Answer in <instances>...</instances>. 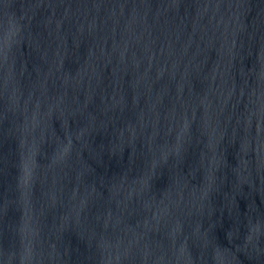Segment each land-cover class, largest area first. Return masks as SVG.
Returning a JSON list of instances; mask_svg holds the SVG:
<instances>
[{"label":"water","instance_id":"obj_1","mask_svg":"<svg viewBox=\"0 0 264 264\" xmlns=\"http://www.w3.org/2000/svg\"><path fill=\"white\" fill-rule=\"evenodd\" d=\"M0 264H264V0H0Z\"/></svg>","mask_w":264,"mask_h":264}]
</instances>
